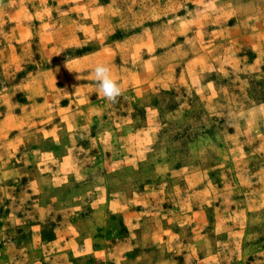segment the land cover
<instances>
[{
	"label": "rangeland",
	"instance_id": "1",
	"mask_svg": "<svg viewBox=\"0 0 264 264\" xmlns=\"http://www.w3.org/2000/svg\"><path fill=\"white\" fill-rule=\"evenodd\" d=\"M37 1L0 16V264H264V0Z\"/></svg>",
	"mask_w": 264,
	"mask_h": 264
},
{
	"label": "crops",
	"instance_id": "2",
	"mask_svg": "<svg viewBox=\"0 0 264 264\" xmlns=\"http://www.w3.org/2000/svg\"><path fill=\"white\" fill-rule=\"evenodd\" d=\"M17 2L22 3V5L14 6ZM24 4V6H23ZM42 3L37 0H0V16L4 15H24V14H31L32 16L36 15L37 12H41ZM38 20H41L38 18ZM17 35L23 34V32H32V27L30 24H26L24 21H20L18 24L15 25ZM36 43V42H35ZM29 44L28 39H22L21 46L27 47ZM12 46L10 43H3L0 41V48L8 49ZM35 70H28L27 75L32 74ZM67 158H69V152H67ZM73 170L66 168L61 170L57 176H54V173L49 176L50 180L52 181H59L62 182H69L70 176L72 175ZM42 177V176H41ZM43 178V177H42ZM38 180H41L38 178Z\"/></svg>",
	"mask_w": 264,
	"mask_h": 264
},
{
	"label": "clouds",
	"instance_id": "3",
	"mask_svg": "<svg viewBox=\"0 0 264 264\" xmlns=\"http://www.w3.org/2000/svg\"><path fill=\"white\" fill-rule=\"evenodd\" d=\"M93 73L99 93L108 102H116L118 97L122 95V88L119 82L113 78L111 68L106 64H97L93 69Z\"/></svg>",
	"mask_w": 264,
	"mask_h": 264
}]
</instances>
